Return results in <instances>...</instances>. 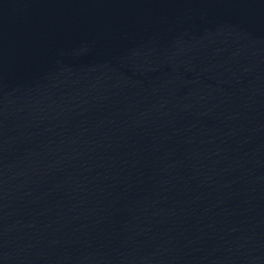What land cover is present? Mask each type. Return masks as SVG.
<instances>
[{
    "label": "water",
    "instance_id": "95a60500",
    "mask_svg": "<svg viewBox=\"0 0 264 264\" xmlns=\"http://www.w3.org/2000/svg\"><path fill=\"white\" fill-rule=\"evenodd\" d=\"M264 78V0H0V264H87Z\"/></svg>",
    "mask_w": 264,
    "mask_h": 264
}]
</instances>
